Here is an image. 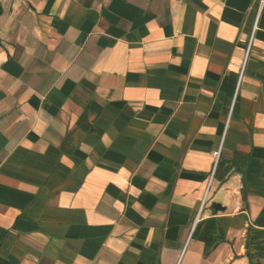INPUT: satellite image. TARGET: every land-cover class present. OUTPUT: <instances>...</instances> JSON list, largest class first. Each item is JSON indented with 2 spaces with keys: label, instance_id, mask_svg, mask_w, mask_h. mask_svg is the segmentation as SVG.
<instances>
[{
  "label": "crops",
  "instance_id": "0c3cea01",
  "mask_svg": "<svg viewBox=\"0 0 264 264\" xmlns=\"http://www.w3.org/2000/svg\"><path fill=\"white\" fill-rule=\"evenodd\" d=\"M0 264H264V3L0 0Z\"/></svg>",
  "mask_w": 264,
  "mask_h": 264
},
{
  "label": "built area",
  "instance_id": "2783aa9c",
  "mask_svg": "<svg viewBox=\"0 0 264 264\" xmlns=\"http://www.w3.org/2000/svg\"><path fill=\"white\" fill-rule=\"evenodd\" d=\"M259 3H260V4L264 3V0H259Z\"/></svg>",
  "mask_w": 264,
  "mask_h": 264
}]
</instances>
